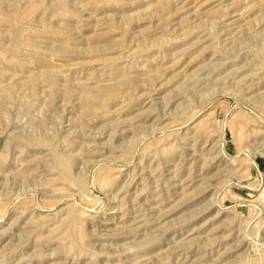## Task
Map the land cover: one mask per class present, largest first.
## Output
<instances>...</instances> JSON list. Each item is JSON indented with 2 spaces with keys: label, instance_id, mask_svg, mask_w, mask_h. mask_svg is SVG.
<instances>
[{
  "label": "rangeland",
  "instance_id": "1",
  "mask_svg": "<svg viewBox=\"0 0 264 264\" xmlns=\"http://www.w3.org/2000/svg\"><path fill=\"white\" fill-rule=\"evenodd\" d=\"M0 264H264V0H0Z\"/></svg>",
  "mask_w": 264,
  "mask_h": 264
},
{
  "label": "bare ground",
  "instance_id": "2",
  "mask_svg": "<svg viewBox=\"0 0 264 264\" xmlns=\"http://www.w3.org/2000/svg\"><path fill=\"white\" fill-rule=\"evenodd\" d=\"M226 27V26H225ZM228 28V27H227ZM223 36V35H222ZM230 45V44H229ZM155 114V113H154ZM156 119H157V117H156ZM161 122V121H160ZM82 135V134H81ZM79 136V135H78ZM87 139V138H86ZM218 144V143H217ZM87 145V144H86ZM263 146V145H262ZM162 171V170H161ZM160 173H162V172H160ZM159 174V173H158ZM160 175V174H159ZM163 176V175H162ZM160 177H161V175H160ZM173 180V179H172ZM173 184V183H172ZM154 193V192H153ZM156 194V193H155ZM174 194V193H173ZM172 195V194H171ZM178 195V194H177ZM166 196V195H165ZM173 199V198H172ZM118 200V199H117ZM158 200H160V199H158ZM166 200V199H165ZM131 207V206H130ZM140 209V208H139ZM146 210V209H145ZM144 211V210H143ZM140 212V211H139ZM129 220V219H128ZM129 223V222H128ZM152 224V223H151ZM153 225V224H152ZM164 226V225H163ZM157 229V228H156ZM159 230V229H158ZM141 231V230H140ZM239 231V230H238ZM138 232V231H137ZM4 234V233H3ZM240 234V233H239ZM24 235V234H23ZM2 237V236H1ZM28 247V246H27ZM262 250V249H261ZM15 256V255H14ZM166 258V257H165ZM150 259V258H149ZM143 262V261H142ZM153 262V261H152Z\"/></svg>",
  "mask_w": 264,
  "mask_h": 264
}]
</instances>
